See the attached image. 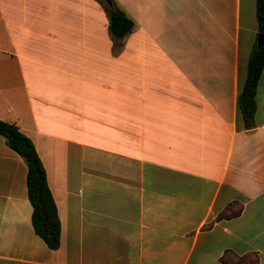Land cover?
<instances>
[{"label": "crops", "instance_id": "obj_1", "mask_svg": "<svg viewBox=\"0 0 264 264\" xmlns=\"http://www.w3.org/2000/svg\"><path fill=\"white\" fill-rule=\"evenodd\" d=\"M112 1L133 22L119 38L97 0H0V120L33 144L59 220L52 250L0 136V264H264V62L251 128L237 106L254 0Z\"/></svg>", "mask_w": 264, "mask_h": 264}, {"label": "trees", "instance_id": "obj_2", "mask_svg": "<svg viewBox=\"0 0 264 264\" xmlns=\"http://www.w3.org/2000/svg\"><path fill=\"white\" fill-rule=\"evenodd\" d=\"M100 4L106 14L107 27L112 38L122 37L131 31L132 20L126 17L113 1L112 8H109L101 0ZM254 16L257 33L264 35V0H254ZM263 62V43L257 47L254 42L247 56L245 76L237 94V106L242 126L245 129L254 125V93ZM0 136L4 138L6 145L23 159L26 165V196L31 206L30 223L32 229L49 249H56L59 243V220L46 183L43 167L37 158L33 144L16 125L3 120H0ZM31 160L36 162V169L32 167ZM239 211L240 205L232 201L215 215L214 221L236 216ZM219 260L221 264H258V256L253 251L235 255L226 250Z\"/></svg>", "mask_w": 264, "mask_h": 264}, {"label": "water", "instance_id": "obj_3", "mask_svg": "<svg viewBox=\"0 0 264 264\" xmlns=\"http://www.w3.org/2000/svg\"><path fill=\"white\" fill-rule=\"evenodd\" d=\"M105 5H107L109 8H112L113 4L111 0H101ZM263 40V34L257 33L255 44L256 46H260L262 44ZM31 165L34 169H36V162L34 160H31Z\"/></svg>", "mask_w": 264, "mask_h": 264}, {"label": "rangeland", "instance_id": "obj_4", "mask_svg": "<svg viewBox=\"0 0 264 264\" xmlns=\"http://www.w3.org/2000/svg\"><path fill=\"white\" fill-rule=\"evenodd\" d=\"M98 2H100V0H97Z\"/></svg>", "mask_w": 264, "mask_h": 264}]
</instances>
